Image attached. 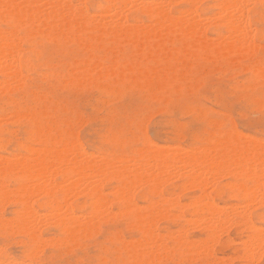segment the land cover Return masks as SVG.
<instances>
[{
	"label": "bare ground",
	"instance_id": "6f19581e",
	"mask_svg": "<svg viewBox=\"0 0 264 264\" xmlns=\"http://www.w3.org/2000/svg\"><path fill=\"white\" fill-rule=\"evenodd\" d=\"M177 1L180 0H101L97 6L98 12L91 13L86 7L84 0H77L75 3L71 0H0V21L7 25L6 28H0V73L6 75V79L1 84L6 83L8 85L11 82L18 84L25 78V75H23V78L21 77V67H23L22 44L29 41L34 35L72 37L84 48L99 46L102 39L108 37L112 43L109 44L112 45V49L126 44L139 54L144 50L147 51L148 54H145L154 62L158 59V52L163 55L164 52L162 53V51H165L164 42L168 37L179 42L178 46L172 47L170 56L180 62H184L186 56L193 48L202 51V53L203 51L236 52L246 48L249 49L246 50L250 51L248 46L253 45L254 35L250 24L257 19L255 17L256 11L259 8H264V0H210L212 8L210 14H206L204 10L199 11L194 7L201 4L203 0H181L186 2L188 7L175 10L171 5ZM127 7V10H130V13L132 12L131 14H125ZM209 31L215 34L216 38L214 40L207 37ZM166 58L168 57L166 56ZM94 61L93 63L84 62L85 64L81 66L82 69L77 68L78 66L75 67L77 70L73 73L71 72L70 75L68 74V80L78 83H83L84 81L92 82L98 88V92L108 94H111L114 91L112 88L115 87L110 88L108 83H99L100 80L108 79L110 83L124 80L128 77L127 72L131 71L136 73L135 77L132 76L134 80H139L145 85L157 84L158 78L156 75L159 70L156 71L153 68L151 73L141 74L140 66L138 67L139 63L136 61L121 66H113L110 61L108 63L112 65L109 67L111 70L108 72L104 69V74L98 71L99 62L96 65ZM108 63L105 64L108 65ZM161 65L160 67H164V65ZM114 67L116 70L112 72ZM95 68H97L98 72H92ZM72 69L70 68L71 71ZM258 73L264 76L263 72L260 71ZM154 76L156 79H154ZM4 86L6 85L4 84ZM155 88L157 87L155 86ZM44 109L46 108L44 107ZM43 112H41L42 115ZM27 118L31 121L34 128L28 139L29 143L24 144L25 155L21 153L22 156L17 157V155L15 158L13 157L14 159L12 158L13 155H11V158L10 156L4 157L6 155L0 156V205L10 201L17 206L14 211V217L11 220L8 217L4 218L0 211V230L14 229L27 236V252L23 259L16 260L8 255L0 245V264H34L37 253V251L35 253V248L37 247L38 249L39 242L43 243L38 233V228L43 225L40 223H53L62 235V242H75L79 237L91 231L94 225L97 226L93 222L94 218L97 219L102 214L106 216V213L114 214L113 207L119 208L123 215L130 217L128 227L139 234V238L137 239L136 237L137 240H128L126 242L121 240L122 235L121 238L116 236V239L120 242L119 244H121L127 254L126 262L145 264L150 258L152 260L157 256L156 250L158 248L159 250H161L160 248L164 249L165 252L168 251L164 243L165 238L162 239L164 242H160L162 240H160L161 238H159V234L155 229L158 215L161 211H163L161 216L165 218L167 214L170 215L169 209H162L158 204V201L160 203L163 199H166L165 196V198L161 199L163 192L158 187V183L161 181L160 175H162L163 179L165 177V180H170L168 177L166 179V175L163 176L164 173H162L166 172L167 169L168 173L174 174V172H177L175 177L178 176L185 179L188 186L190 184L200 190V193L192 198L189 204H184L183 206L180 205V203L183 204L182 202L179 203L175 199L176 196L174 195L176 193H173V196L172 194L169 196L173 197V202L170 205L174 208L178 207L180 209L184 206H190L189 211L195 219H192V216V220L186 218L187 220L185 221L196 225L200 223L205 232L204 237L197 241H190V238H184L185 236L180 237L178 234L180 230L177 233L179 236L172 232L173 236L175 234L180 237L175 243L178 247L205 251V248H208L210 243L216 242L218 230L229 223L232 226L242 227L248 233H246V240L242 242L244 249L242 258L246 264H250L256 255L259 256L264 251V227L255 225L250 218V208L254 207V203L262 208V212L258 214L259 218L264 217V140L259 142L260 139L249 136H247V140L245 136L246 140L242 138L244 142L235 133L237 136L233 134L235 136L214 138V144H207L206 146L204 144L203 148L200 145V150L198 147L195 149L197 152L194 150L187 151V149L182 154L174 150V147L178 149L176 145L174 147L166 145L169 148H173V151L168 149L172 152L168 151L170 154L168 153L169 155L166 156L164 153H167V148L164 145L166 152L163 153V156L161 155L162 157L158 154H162V151H164L162 149L164 148H159L162 151L160 150L161 153H158L154 149L157 144L156 146L153 144L154 147L149 142H145L141 149H136L135 156L119 154L109 157L110 155L103 154L99 156L100 159H95V156L98 157L97 153L94 152V156L91 151L90 153L83 151L76 139H71V135L67 138L61 137L62 135L58 134L57 129L52 124H43L34 113L28 114ZM66 124L68 125V123ZM64 132L67 134L68 130ZM163 169L165 170L163 171ZM170 169L173 170L169 172ZM225 169H228V174L234 178V182H231V186H229L235 191L232 197H238L241 201L240 204L242 206L240 205V209L233 207L230 211H226L224 207L222 208V206L219 207V205L215 204L210 194L206 191V185L210 182H206L209 176H211L210 180L212 177L214 178V174L217 175L222 170L226 172ZM171 173L169 174L170 176H172ZM9 181L13 182V188L8 185ZM162 181L164 182V180ZM106 183L111 189L108 194L104 192ZM136 188L142 189L140 197L148 201L147 208H145L146 206L143 209L139 208L138 204L136 205L134 202L133 197ZM34 191H38L46 198L47 220L46 218L41 219L42 216L33 207L32 199L34 196L38 197V194L35 193L34 195ZM79 194L85 200L81 205L77 203L74 208V205L69 203L68 199L70 200L69 197L72 198ZM158 198L161 200H158ZM168 198L167 205H169ZM76 209L83 210V215H78ZM158 211H160L159 214ZM120 212L115 213L118 216L122 214ZM170 216L176 217L174 212ZM230 225H227V227ZM183 229L186 230V228ZM160 237L163 238V236ZM59 238L61 239V237ZM230 242L233 241L231 240ZM32 245L34 247H31ZM211 247L213 245L210 246V249ZM201 253L203 254V251ZM210 253L205 256H210ZM195 254L197 255V252ZM196 255L192 256L196 257Z\"/></svg>",
	"mask_w": 264,
	"mask_h": 264
},
{
	"label": "rangeland",
	"instance_id": "374dc122",
	"mask_svg": "<svg viewBox=\"0 0 264 264\" xmlns=\"http://www.w3.org/2000/svg\"><path fill=\"white\" fill-rule=\"evenodd\" d=\"M71 1L73 3L77 2V0ZM84 1L89 12H98L97 6L101 0ZM210 5V0H203L201 4L194 7L199 11L204 10L206 14H210L212 10ZM171 7L177 10L188 7V4L180 0L172 4ZM127 9L128 7L125 9V14H131L132 12L130 13V10ZM256 12L255 17L257 19L250 24L254 34L253 47L251 45L248 46L250 47V51H248V48H246L248 50L244 48L245 50L236 52L203 51L202 53V51L193 48L186 56L184 62L176 61L174 57L170 56L172 47L179 45V42L171 37H168L164 42L165 51H162V53L164 52L163 55H161V52H158V59L154 62L147 55V51L144 50L139 54L135 49L130 48L126 44L112 49V45H109L112 43L108 37H104L99 46L84 48L72 37L53 35L48 36V38L34 35L29 41L22 44L21 56L23 58V67H21V77L23 78V75H25V78H21V82L18 83L20 85L16 82H11L8 85L4 83L6 86L2 83V85L1 82L6 79V75L0 73V156L6 155L4 157L10 156L11 158V155H13L12 158H15L17 155V157L22 156L21 153L25 155L23 147L24 144L29 143L28 139L34 128L31 121L27 118L28 114L31 113L36 114L43 124H52L57 129L58 134L62 135L61 137L67 138L71 135V139L74 140L73 138H75L83 151L87 153L91 151L93 154L94 152L97 153L98 157L94 154L95 159L103 154L110 155L109 157L119 154L135 156L137 148L141 149L145 142H149L155 146L157 144V147L154 149L158 153H161L160 150L162 148H167V153H164L166 152L164 148L162 149L164 151L161 150L162 154L158 155L163 156L166 154L168 156L173 151V148L169 147H174V145L178 148L175 149L174 147V150L183 154L184 150L196 151V147L200 150L204 144L205 146L207 144H214V138L235 136V133L241 139L249 136L255 139L258 138V140L260 139L259 142L263 141L264 76L258 72L264 73V69H262L264 68V8H259ZM6 27V23L0 21V28ZM207 37L212 40L216 38L215 34L210 31L207 33ZM252 48L253 50H251ZM112 56L115 57L113 58ZM138 57L139 59H137ZM207 57L208 59H206ZM93 61L96 65L99 62L101 67L98 66L97 68L102 74H104V69L110 72L109 70L111 69L109 67L112 65L121 66L136 61L139 63L138 67L140 66L141 74L151 73L153 68L156 71L159 70L156 75L158 81L157 84L145 85L141 81L133 79L136 76L134 71L127 72L128 77L124 80L111 83L108 79L100 80L99 83H108L110 88L115 87L112 88L114 91L108 94L98 92V88L92 82L84 81L83 83H78L68 80L71 72H75L77 68L82 69V65L87 62L93 63ZM108 62L112 65H109ZM105 63H108V65ZM75 67L77 68L75 69ZM70 68H73L72 71ZM97 68L92 72H98ZM115 70L116 68L114 67L112 72H115ZM156 77L154 76V79ZM177 81L178 83H176ZM255 99L256 101H254ZM41 112H43V115ZM20 113L22 114L20 115ZM15 114L17 115L15 116ZM12 121L13 123H11ZM33 145L36 147L35 144ZM200 145H202L201 148ZM159 148L161 149L159 150ZM168 149L172 151L170 152ZM179 167L182 168L181 166ZM172 170L170 169L169 172ZM225 170L226 172L222 170V172L217 174L219 177L214 174V178L212 177L213 181H211L212 179L209 180L211 178L209 176L206 182L210 181L212 186L210 182L209 184L207 183L206 191L210 194L213 202L219 205V207H224L226 211H230L233 207L240 209L241 201L238 197H232L235 191L230 187V183L234 182V178L228 174V169ZM167 171L168 169L162 173H164L163 176L166 175V179L168 177L170 180L167 181L165 177L163 179L162 175H160L161 181H158V187L163 192L161 199L166 197V199H163L166 202L162 201L163 203H159L158 201V204L162 209H169L170 215L174 212L176 217L168 214L166 218L161 216L163 214L161 209L160 214V211H158L160 217L158 215L155 229L159 234V238H161L160 240L165 238V242L163 240L160 242L165 243L168 251L165 252L164 249L160 248L161 250H159L158 248L156 250L157 256L152 260L150 258L145 264H246L242 258L244 252L242 242L246 240L248 233L242 227L232 226L229 223L227 225L230 226L224 225V228L226 226L225 229L218 230L216 242L210 243L208 248H205L207 251L193 248H191L193 249L191 251V249L178 247L175 244L177 243L176 240L183 236H185L184 238H190V241H197L204 237L205 232L200 223L196 225L195 223L190 224V222L185 221L187 220L186 218L191 219L193 216L189 211L190 206H184L179 209L170 205L173 202V193H176L174 195L176 196L175 199L179 203L182 202L183 204L180 203V205L183 206L184 204H189L192 198L200 193V190L190 184L188 186L185 179L178 176L175 177L177 172H174V174L170 172L172 175L170 176V173ZM224 173L225 175H223ZM162 180L167 182L164 183ZM8 185L10 188L14 187L11 181L8 182ZM209 186L211 187L210 189ZM141 190V188H136L133 199L136 205L138 204L137 206L143 209L145 206L147 208L149 203L140 197ZM110 191L111 189L106 183L104 192L108 194ZM218 191L220 192L218 193ZM35 193L38 194V197H33V207L40 213L41 219L46 218L47 220L46 198L41 193H38V191H34V195ZM170 194H172L171 197H169ZM108 197L111 198L110 195ZM69 198L68 202L74 205V208L77 203L81 205L85 200L81 194ZM167 198L169 205H167ZM161 199L158 198V200ZM4 203L2 204L3 206L0 205L2 207L0 211L4 218L8 217L11 220L14 217V211L17 206L10 201ZM253 205L254 207L250 208V218L255 225L264 227V217L259 218L258 216L262 212V208L258 207L255 203ZM112 210L114 212V214L111 212L112 215L106 213V216L102 214L97 219L94 218L93 222L97 226L94 225L91 231L79 237L75 242L70 243L62 242V235L53 223H40L43 225L40 226L39 224L38 233L43 243L39 242L38 249L37 247L35 248V253L36 251L37 253L34 264H131L126 262L127 254L124 248L121 247V244H119L120 242L116 239V236L117 238H121L122 235L121 240L126 242L128 240L133 241L136 237L138 239L139 234L128 227L129 216L123 215L119 208L113 207ZM117 210L122 214L117 216V213H115L118 212ZM176 211L178 212L176 213ZM76 212L78 215H83V210L79 209ZM181 217L183 218L181 219ZM192 219H195V217L193 216ZM181 228H186V230H182ZM13 230H0V245L12 258L21 260L27 252L26 245L28 239L27 236L15 230L13 232ZM172 232L178 233L180 237H178V234V236L175 234L173 236ZM165 235L166 237H164ZM160 236H163V238ZM167 237L168 239H166ZM231 240L233 242H230ZM169 243L170 245H168ZM54 244L55 246H53ZM211 245L213 247L210 249ZM31 247H34V245ZM161 252L162 254H160ZM208 252H211L210 256H205L209 254ZM263 252L260 253L261 255L259 254L260 257L256 255L250 264H264ZM192 255H196V257Z\"/></svg>",
	"mask_w": 264,
	"mask_h": 264
}]
</instances>
